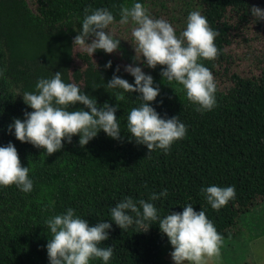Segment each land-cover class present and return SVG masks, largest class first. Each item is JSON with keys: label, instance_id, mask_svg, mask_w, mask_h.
I'll use <instances>...</instances> for the list:
<instances>
[{"label": "trees", "instance_id": "trees-1", "mask_svg": "<svg viewBox=\"0 0 264 264\" xmlns=\"http://www.w3.org/2000/svg\"><path fill=\"white\" fill-rule=\"evenodd\" d=\"M132 2L0 0V144H14L21 165L29 167L33 180L29 193L15 185L0 186V264H48L45 244L50 233L45 221L68 207L91 224L110 219L109 209L125 196L147 200L152 192L167 189V196L154 202L161 215L192 203L194 210L205 211L226 238L240 232L241 213L264 200V52L251 58L248 71L227 72L230 54L226 49L237 37L250 42L251 37L243 32L251 23L254 37L262 39L257 33L264 34V20H255L249 9L253 5L264 8V0H182L174 7L142 0L145 7L153 4L154 10L146 7L153 17L175 24L177 34L192 10L205 16L218 33L214 42L219 55L200 61L217 82V103L210 111H197L180 84L161 78L162 66L142 69L160 87L150 102L156 111L169 117L176 114L186 125L185 136L174 141L167 153L159 149L148 152L145 145L128 137L127 113L141 101L135 92L116 101L113 90L104 88L119 66L112 53L98 49L90 56L72 43L86 14L107 8L117 21L111 29L120 28V8ZM108 60L111 66L104 68ZM119 68L116 75L131 83L133 77ZM58 70L62 79L80 84L98 105L104 101L118 104L115 114L122 130L120 139L101 130L80 147L73 135L62 149L47 154L6 130L13 117L23 118V112L31 110L17 92L34 91L37 78ZM223 75L228 82L220 80ZM212 184L235 188V197L219 210L200 191ZM111 223L109 238L101 243L113 248L109 264H160L165 236L157 225L135 232V226L120 229ZM90 264L102 262L97 258Z\"/></svg>", "mask_w": 264, "mask_h": 264}, {"label": "clouds", "instance_id": "clouds-1", "mask_svg": "<svg viewBox=\"0 0 264 264\" xmlns=\"http://www.w3.org/2000/svg\"><path fill=\"white\" fill-rule=\"evenodd\" d=\"M255 20H264V8L251 6ZM117 23L107 8H97L86 14L79 22L80 27L73 42L88 55L101 49L105 53L119 50L120 38L111 25ZM120 25L130 27V42L133 47V61L125 64L124 71L133 77L127 79L116 75L119 66L103 86L111 89L116 101H122L132 92L141 101L127 113L126 128L136 143L145 145L148 152L159 149L169 151L174 141L186 134V125L176 114L161 115L150 103L160 93V87L143 67L160 68L161 78L175 81L182 86L187 100L203 113L212 110L216 103L217 82L211 70L200 61L214 60L219 50L214 42L217 31L198 10L188 13L184 28L177 34L172 24L163 18H155L142 0H133L130 6H122L119 12ZM111 60L104 68L111 66ZM96 69L97 65L95 63ZM48 77L37 78L34 91L17 92L23 103L31 110L23 112V118L13 117L7 131L17 140L42 148L47 154L63 148L78 137L80 147L86 145L99 131L120 139L122 130L115 114L117 103L97 99L86 93L80 84L65 81L58 70ZM161 103V101H156ZM74 105H80L73 107ZM87 109V110H85ZM147 152V153H148ZM29 167L21 165L14 144L9 141L0 144V186L15 185L24 193L33 188ZM205 200L213 209L219 210L235 197L232 185H208L201 187ZM167 196V189L152 192L147 200H135L125 196L109 209L110 219L95 223L76 214L72 207L46 219L50 233L45 244L48 264H90L99 259L109 264L113 257L111 245L102 247L109 238L114 222L120 229L135 226L137 231L146 232L150 225L158 226L166 235L171 246L170 258L173 264H208L219 255L223 238L202 209L194 210L192 203H185L181 211H167L161 215L154 202Z\"/></svg>", "mask_w": 264, "mask_h": 264}, {"label": "rangeland", "instance_id": "rangeland-1", "mask_svg": "<svg viewBox=\"0 0 264 264\" xmlns=\"http://www.w3.org/2000/svg\"><path fill=\"white\" fill-rule=\"evenodd\" d=\"M157 1L166 2L169 7H174L180 4L179 2L182 0ZM152 5L149 4L146 7L154 10ZM162 15L166 17V15ZM172 26L176 27L175 24H172ZM244 29H242L244 30L243 36L251 37L250 42L246 44L245 41L240 40V37H237L226 47L227 53L230 54L229 65H227L229 70L227 72L248 71L253 64L251 58L264 52V34L257 33L262 39L254 37L256 32H253L255 26L252 23L245 26ZM112 30L117 37L130 39L129 26L120 25V28H112ZM124 38H120L119 50L112 52L114 59L122 69H124L125 64L138 63L132 60L133 47ZM76 50L82 49L76 46ZM220 80L222 82L229 81L227 75H223ZM239 222L240 232L223 238L219 255L211 258L208 264H264V200L253 205L248 211L241 213ZM164 236L165 241L161 244L160 264H173L169 255L171 246L166 235Z\"/></svg>", "mask_w": 264, "mask_h": 264}]
</instances>
